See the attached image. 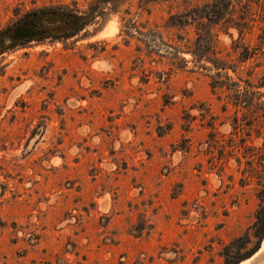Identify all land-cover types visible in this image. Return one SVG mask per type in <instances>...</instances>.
I'll return each instance as SVG.
<instances>
[{
  "label": "rangeland",
  "instance_id": "rangeland-1",
  "mask_svg": "<svg viewBox=\"0 0 264 264\" xmlns=\"http://www.w3.org/2000/svg\"><path fill=\"white\" fill-rule=\"evenodd\" d=\"M94 4L0 0V29ZM102 7L74 38L0 57V264L236 263L257 243L264 162L245 148H264V118L213 94L193 52L211 29L212 57L259 87L264 0Z\"/></svg>",
  "mask_w": 264,
  "mask_h": 264
},
{
  "label": "trees",
  "instance_id": "trees-1",
  "mask_svg": "<svg viewBox=\"0 0 264 264\" xmlns=\"http://www.w3.org/2000/svg\"><path fill=\"white\" fill-rule=\"evenodd\" d=\"M116 0H94V5L85 12L62 7H46L34 9L26 12L16 21L0 29V57L11 53L17 49L25 48L32 43H44L47 41H63L69 40L81 34L90 25H92L99 17L102 16L104 5L110 4ZM224 6L222 5V8ZM219 11L212 10L210 14L204 16L197 14L199 19H210L212 15H220ZM202 25V24H201ZM199 31V29H198ZM205 34L203 35V33ZM215 35L211 29H200L198 32L197 47L193 52L199 65L208 70L207 64L212 65V70L217 73L213 77L209 76L210 87L213 94L219 95L228 92L230 103L235 107L247 110L253 113V117L264 118V100L261 88L264 83H260L259 87L247 82V80L234 81L229 74L230 68L222 62H217L212 56L216 51ZM204 62V64H201ZM244 62V61H241ZM211 69H209L210 71ZM224 72V73H223ZM236 73V70H233ZM246 158H259L264 162V148H260V154L255 156L250 149ZM264 168V166L262 165ZM253 235L257 239L254 249L245 257L241 258L234 264H241L256 254L264 241V197L261 198V204L256 212V221L253 227Z\"/></svg>",
  "mask_w": 264,
  "mask_h": 264
},
{
  "label": "water",
  "instance_id": "water-1",
  "mask_svg": "<svg viewBox=\"0 0 264 264\" xmlns=\"http://www.w3.org/2000/svg\"><path fill=\"white\" fill-rule=\"evenodd\" d=\"M261 250V251H260ZM256 254L247 260H251L248 264H264V250L260 249Z\"/></svg>",
  "mask_w": 264,
  "mask_h": 264
},
{
  "label": "bare ground",
  "instance_id": "bare-ground-1",
  "mask_svg": "<svg viewBox=\"0 0 264 264\" xmlns=\"http://www.w3.org/2000/svg\"><path fill=\"white\" fill-rule=\"evenodd\" d=\"M261 251V250H260ZM251 262V260H246V261H244V262H242L241 264H248V263H250Z\"/></svg>",
  "mask_w": 264,
  "mask_h": 264
}]
</instances>
